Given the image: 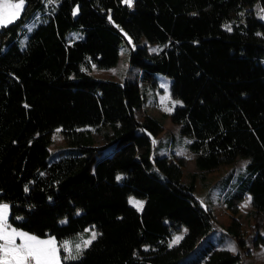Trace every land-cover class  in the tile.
I'll list each match as a JSON object with an SVG mask.
<instances>
[{
    "label": "trees",
    "instance_id": "obj_1",
    "mask_svg": "<svg viewBox=\"0 0 264 264\" xmlns=\"http://www.w3.org/2000/svg\"><path fill=\"white\" fill-rule=\"evenodd\" d=\"M45 1L26 0L21 18L0 28V202L9 205V224L57 240L94 226L97 239L61 264H240L238 252L210 240L192 253L214 230V216L194 180L181 182L177 162L152 158L150 140L169 117L189 138L199 172L247 157V175L225 200L232 208L250 195L249 234L242 237L234 217L225 230L242 247L254 231L264 237V20L242 11L254 2L264 11V0ZM72 31L82 36L69 42ZM123 31L136 45L129 62L150 88L155 74L171 79L182 103L169 116L139 121L136 83L82 69L114 67ZM141 38L161 50L149 53ZM57 128L76 154L51 159ZM88 128L113 147L95 158ZM130 195L144 197L143 211ZM180 228L183 239L169 245Z\"/></svg>",
    "mask_w": 264,
    "mask_h": 264
},
{
    "label": "rangeland",
    "instance_id": "obj_2",
    "mask_svg": "<svg viewBox=\"0 0 264 264\" xmlns=\"http://www.w3.org/2000/svg\"><path fill=\"white\" fill-rule=\"evenodd\" d=\"M54 4L55 2L47 3L45 1L46 8H51ZM242 11L254 13V15L259 18L264 16V11L258 10V5L256 2L244 3L242 6ZM37 23L33 22L27 26L28 32L24 34L20 41L22 46L25 45L29 33ZM123 33L125 39L120 44L119 58L114 67L108 69H98L94 66H91L88 69L86 66H82V69L96 79L113 80L119 83L124 81L136 83L143 95L142 106L136 111V117L139 121L144 119L146 115L155 118L163 117V114H167L169 116L171 112L182 103V100L173 94L171 79L159 73L155 74L157 86L154 89H151L149 83L143 79L141 69L130 64V53L131 50L135 49L136 45L131 41L127 33L124 31ZM81 36L82 34L79 31H72L67 34L69 42H72ZM138 44H145L149 53H157L162 48V46L157 45L153 41L149 42L145 38H141ZM262 63L264 64V57L262 58ZM166 109H171V111ZM88 129H90L94 138L93 146L99 149L98 151H94L95 158L99 157L101 154L107 152L113 147L112 145H108V143L102 139L98 131H95L91 128ZM159 137H161L162 142H160ZM51 140L52 143L49 146L51 159H57L60 156H65L71 151H73L75 154L78 152L76 148L67 144L63 134L61 133V128L54 130V132L51 134ZM153 141H155V143H153ZM188 141V137L182 136L179 133V125L172 123L170 118L167 117L164 120L163 129L160 134L158 136H151L150 144L152 148V158L156 156H167L171 161L177 162L180 165L182 170L181 182L188 183L191 181V179L194 180V194L202 201V205L204 207L210 209L212 215L214 216V230H212L207 236L198 240V243L192 253H199V251L208 244L206 241L210 240L217 248L228 249L231 245H234L236 252H230H238L240 254V264H264V237L261 232H252L251 236L248 237L245 246L242 247L238 246L236 241L232 239L225 230L229 223V218L234 217L241 223L242 237H247L249 234L248 230L252 224V216L250 215L251 206L249 202L250 195H246L240 203L232 208L226 207L225 200L228 194L227 191L233 189L236 184L247 175L246 166L249 162V159L243 155H238L235 161L230 164L220 165L209 171L199 172L195 169L193 155L187 147ZM161 143H163V147H159ZM162 151H166L168 154L162 155ZM193 173L195 176L192 178L191 175ZM132 199H136L144 203V197L130 195L128 197V202L130 205H132L130 203ZM0 204L7 203L0 202ZM246 204L248 205L247 207H245ZM12 228L15 227L12 226ZM92 231H95L97 234H99V231L93 226L91 228H87L85 232H80L75 236L66 237L62 240H57L52 235L39 236L33 232L28 233L41 239L54 237L59 246L63 241L75 243L79 242L81 238L89 239ZM185 232V228H180L176 231H173L171 238L169 239V245L176 244L174 243L175 237L183 236ZM65 255L66 253L61 247V259L64 260Z\"/></svg>",
    "mask_w": 264,
    "mask_h": 264
},
{
    "label": "snow or ice",
    "instance_id": "obj_3",
    "mask_svg": "<svg viewBox=\"0 0 264 264\" xmlns=\"http://www.w3.org/2000/svg\"><path fill=\"white\" fill-rule=\"evenodd\" d=\"M47 3H54L55 0H46ZM129 6L132 0H124ZM26 9V0H0V28L7 27L21 18ZM79 9H76L78 12ZM75 14V13H74ZM264 19V16L261 17ZM228 30L231 28L229 26ZM171 111V109H166ZM155 143V141H153ZM121 179V177H117ZM249 198V202H250ZM138 211H143L144 203L132 199L130 201ZM248 205L246 204L245 207ZM19 239L20 243H17ZM97 239V233L91 232L89 239H82L79 242L63 241L58 246L54 237L41 239L35 235L19 231L9 224V205L0 204V264H61V247L66 253L64 260L78 259L83 250L87 249ZM182 236H176L174 243H179ZM227 250L236 252L234 245Z\"/></svg>",
    "mask_w": 264,
    "mask_h": 264
},
{
    "label": "crops",
    "instance_id": "obj_4",
    "mask_svg": "<svg viewBox=\"0 0 264 264\" xmlns=\"http://www.w3.org/2000/svg\"><path fill=\"white\" fill-rule=\"evenodd\" d=\"M160 134V133H159ZM158 134V135H159ZM158 135H156V136H158ZM159 139H160V142H162V139H161V137H159ZM189 142V141H188ZM159 147H163V143H161L160 145H159ZM158 147V148H159ZM163 153H162V155H166V154H168L166 151L164 152V151H162ZM87 228H91V227H87ZM86 228V229H87ZM15 229H17V228H15ZM86 229H84V231L83 232H85L86 231ZM20 231H23L24 232V230H21V229H19ZM26 233H28V232H26ZM17 242H19L20 243V241H19V239H17Z\"/></svg>",
    "mask_w": 264,
    "mask_h": 264
}]
</instances>
